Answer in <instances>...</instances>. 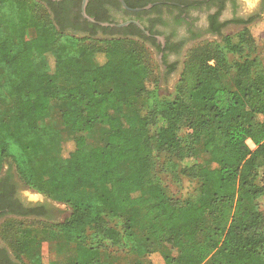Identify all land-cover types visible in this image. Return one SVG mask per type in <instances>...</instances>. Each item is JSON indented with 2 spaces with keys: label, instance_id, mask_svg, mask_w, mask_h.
<instances>
[{
  "label": "trees",
  "instance_id": "trees-1",
  "mask_svg": "<svg viewBox=\"0 0 264 264\" xmlns=\"http://www.w3.org/2000/svg\"><path fill=\"white\" fill-rule=\"evenodd\" d=\"M70 1L81 0H0V96L11 100L10 120L0 109V173L10 161L26 185L71 208L51 225L75 254L46 262L36 250L34 264H114L113 247L140 257L153 241L179 253L163 264H264V61L256 39L243 31L206 44L186 62L175 93L164 96L141 46L148 37L140 29L143 39L101 37L100 25L73 26ZM36 58L46 59L47 70L37 71ZM54 105L79 136L66 144L64 162H48L42 176L36 158ZM98 127L105 143L88 148ZM200 144L214 167L198 162ZM162 152L174 178L197 181L186 196L163 187ZM117 218L122 224H111ZM138 257L133 264H144Z\"/></svg>",
  "mask_w": 264,
  "mask_h": 264
},
{
  "label": "rangeland",
  "instance_id": "rangeland-1",
  "mask_svg": "<svg viewBox=\"0 0 264 264\" xmlns=\"http://www.w3.org/2000/svg\"><path fill=\"white\" fill-rule=\"evenodd\" d=\"M241 2L246 11H251L253 13V16H251L253 19L248 23L229 25L225 29L224 35L237 34L245 31L244 33L246 35L249 37L252 36V38L256 39L258 54L261 55L264 61V0H241ZM257 14L259 15L257 16ZM33 34L32 31L28 32L29 37L33 36ZM222 37L208 36L193 42L183 55L178 69L171 73L165 70L158 53L155 52L149 44H142L141 46L145 49L147 59L153 65L155 75L158 78L159 93L164 96H169L175 93L188 59L200 53L203 50V46L206 44L221 40ZM231 58H234V56ZM83 63L86 67L92 65L91 61L88 59H85ZM35 66L38 72H43L48 68L46 59L42 58L35 59ZM4 70L5 67L0 65V73ZM226 82L228 85L233 86L234 71H230L226 75ZM110 87V84H105L103 89H108ZM143 101L144 97H140L136 102L137 106L142 104ZM10 108L11 100L3 99L0 96V109L8 120L11 119V114H9ZM45 123L48 127V135L45 138L46 149L41 156L36 158V166L42 176H45L46 174V164L48 162H64L63 154L66 144L68 141L79 136V133L73 131L70 127L64 124L61 113L55 105L51 116L45 121ZM105 138L106 129L98 127L95 133L88 136L87 147L91 148L103 145L105 143ZM249 144L252 148L256 147L251 140H249ZM196 154L197 160L200 164L211 167L215 166V162L205 151L203 144L197 146ZM169 156L170 155L165 152L160 154L157 161L156 172L168 194L175 197H184L196 187L197 181L183 175H180V178L178 179L174 178L172 172L166 167V160ZM8 165L11 166L10 161L4 163L2 170ZM12 168L16 171L14 164ZM122 169L123 171L128 172L130 168L127 163H123ZM22 187L28 198H48L54 201L58 205V208H60L58 214L59 217H53L54 219L49 221H47V219L33 217H5L0 225L1 240L18 259L26 264H34L35 254L31 255V253H34L36 250H38L40 257L46 262L49 259L64 261L72 257L75 254L74 245L65 244L61 237L54 235L53 231L55 228L51 225L53 222H63L70 215L71 208L65 202L56 200L43 192L37 191L26 185L25 182H23ZM122 222L123 218H117L114 219L111 224H122ZM118 226L120 228L122 225ZM25 241L28 243L27 246L22 244V242L25 243ZM111 250L114 264H133L134 260L138 257L136 252L128 253L123 246H115ZM178 254L177 249L173 248L171 245L153 241L150 251L138 258L144 264H163L167 255L178 256Z\"/></svg>",
  "mask_w": 264,
  "mask_h": 264
},
{
  "label": "flooded vegetation",
  "instance_id": "flooded-vegetation-1",
  "mask_svg": "<svg viewBox=\"0 0 264 264\" xmlns=\"http://www.w3.org/2000/svg\"><path fill=\"white\" fill-rule=\"evenodd\" d=\"M125 2L128 7H125L121 0H88L86 11L89 14L88 10H90L93 15L91 13L89 15L94 18L95 16L105 17L108 22L113 23L136 20L144 28L135 22H130L120 27L112 26L120 30L114 34H106L101 28L105 26L100 25V28H96V35L130 36L143 39L141 36L143 33L148 37L147 43L153 46L161 61L165 58L167 64L175 63L172 71H169L166 63L163 64L165 70L170 73L178 69L183 55L193 42L208 36L222 37L229 25L248 23L250 19H253L251 18L253 13L245 10L241 0H125ZM66 7L70 10L67 17L71 25L81 29L91 28L90 24L99 25L82 15V0L67 2ZM73 26H69L71 30L75 29ZM126 27L132 34L125 33ZM138 29L141 30V34L137 33ZM23 182L11 166L8 165L1 171L0 225L8 216L45 220L59 217L60 208L54 201L48 198H28L22 189ZM19 211L23 214H19ZM0 264H24L1 238Z\"/></svg>",
  "mask_w": 264,
  "mask_h": 264
},
{
  "label": "water",
  "instance_id": "water-1",
  "mask_svg": "<svg viewBox=\"0 0 264 264\" xmlns=\"http://www.w3.org/2000/svg\"><path fill=\"white\" fill-rule=\"evenodd\" d=\"M121 1H122L123 5H124L125 7H128L127 4H126V2H125V0H121ZM87 3H88V0H82V7H81V8H82V15H83L85 18H87L89 21H91V22H95V23H98L99 25H103V26H108V25H110V26H118V27H120V26H124V25H127V24H129L130 22H135V23H137L140 27L144 28L143 25H142L140 22L136 21V20H127V21H122V22H120V23H113V22H108V21H99V20H96L94 17L90 16V15L87 13V11H86ZM248 10H249V9H248Z\"/></svg>",
  "mask_w": 264,
  "mask_h": 264
}]
</instances>
